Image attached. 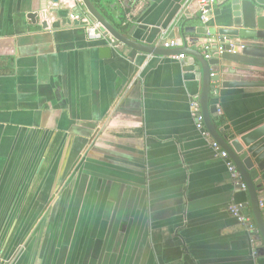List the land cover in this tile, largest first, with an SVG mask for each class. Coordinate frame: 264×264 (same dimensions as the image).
<instances>
[{
  "label": "crops",
  "instance_id": "1",
  "mask_svg": "<svg viewBox=\"0 0 264 264\" xmlns=\"http://www.w3.org/2000/svg\"><path fill=\"white\" fill-rule=\"evenodd\" d=\"M91 1L102 14L132 3L128 37L154 46L225 14L217 4L202 23L188 0ZM91 21L76 0H0L1 264H264L227 210L250 212L249 195L196 127L198 61L114 48L87 36ZM212 85L223 136L264 121V87Z\"/></svg>",
  "mask_w": 264,
  "mask_h": 264
},
{
  "label": "water",
  "instance_id": "2",
  "mask_svg": "<svg viewBox=\"0 0 264 264\" xmlns=\"http://www.w3.org/2000/svg\"><path fill=\"white\" fill-rule=\"evenodd\" d=\"M82 4L100 24V30L122 45L152 55L183 54L184 60L191 64L194 60L198 61L195 70L202 78L199 113L211 138L226 152L232 166L246 184L249 210L256 223V229L252 232L256 235L253 238L254 249L257 256H264V207L259 208L257 189L261 181H255L258 173L264 171V121L235 137L227 138L211 119L218 110L217 105H209L210 90L214 89L212 83L215 82L223 89L264 87V0H217L218 6L225 8L218 26L183 28L178 25L175 32L179 34V39L173 48L164 47L165 43L169 44L173 40V34L161 41L160 45H145L117 31L91 0H82ZM193 5L196 9V4ZM75 10L78 11L77 7ZM30 17L33 18L34 14ZM204 41L211 44L210 58H205L199 49L192 48L194 44ZM100 51L104 56L111 54L109 46L101 47Z\"/></svg>",
  "mask_w": 264,
  "mask_h": 264
},
{
  "label": "built area",
  "instance_id": "3",
  "mask_svg": "<svg viewBox=\"0 0 264 264\" xmlns=\"http://www.w3.org/2000/svg\"><path fill=\"white\" fill-rule=\"evenodd\" d=\"M76 2L83 6L82 0H76ZM189 3H195L196 4V13L202 23H206L208 19L209 13L215 8L217 5V0H188ZM86 34L91 39H99V38H107L108 44L114 48H116L119 43L113 39L110 35H105L100 30V24L93 19L90 23H87L86 27ZM177 46V42L174 40H171L170 43H165L164 47L173 48ZM203 50H204V57L210 58L211 57V44L209 42H205L203 44ZM174 57L179 59H185V56L183 54L174 55ZM191 111L192 114L196 120V127L199 129L203 136L210 137V133L206 130L204 127V123L202 120V116L200 115V105L197 100H193L191 102ZM212 147L215 149V151L218 153V155L225 160L227 165L229 166L231 177L233 179L234 185L243 191H247L246 184L242 181L241 175L239 172L232 166L230 160L227 157L226 152L220 148L217 142L212 141ZM259 208L262 209L264 207V200L259 199L258 201ZM227 210L230 215H232L236 220L245 226V228L249 232H253L256 229V223L252 219L251 213L248 211V205L247 203H235L232 202L228 205ZM264 216V211L262 212ZM2 262V255L0 254V264Z\"/></svg>",
  "mask_w": 264,
  "mask_h": 264
},
{
  "label": "trees",
  "instance_id": "4",
  "mask_svg": "<svg viewBox=\"0 0 264 264\" xmlns=\"http://www.w3.org/2000/svg\"><path fill=\"white\" fill-rule=\"evenodd\" d=\"M95 4H97V6L102 10V7L100 5H98V3L96 1H95ZM117 7L118 8L120 7L119 8L120 10H119V12H117V14L113 13V12H108L105 9H103L102 10L103 15L115 27V29L117 31H119L124 36L128 37L130 34V29L132 27V23H131L130 19L126 16V14L130 11V9L132 7V3H129V4L123 5V6L118 4ZM212 90H213V88L210 90L209 96L212 95ZM252 219L254 220L253 216H252Z\"/></svg>",
  "mask_w": 264,
  "mask_h": 264
}]
</instances>
